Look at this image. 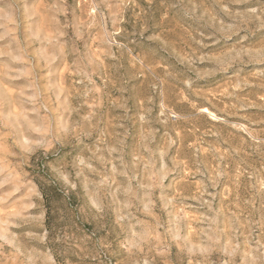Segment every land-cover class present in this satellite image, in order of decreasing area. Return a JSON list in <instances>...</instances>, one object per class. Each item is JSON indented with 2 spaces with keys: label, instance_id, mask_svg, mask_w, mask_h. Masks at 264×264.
<instances>
[{
  "label": "rangeland",
  "instance_id": "1",
  "mask_svg": "<svg viewBox=\"0 0 264 264\" xmlns=\"http://www.w3.org/2000/svg\"><path fill=\"white\" fill-rule=\"evenodd\" d=\"M0 264H264V0H0Z\"/></svg>",
  "mask_w": 264,
  "mask_h": 264
}]
</instances>
